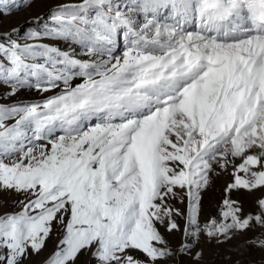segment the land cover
<instances>
[{
  "label": "snow or ice",
  "instance_id": "1",
  "mask_svg": "<svg viewBox=\"0 0 264 264\" xmlns=\"http://www.w3.org/2000/svg\"><path fill=\"white\" fill-rule=\"evenodd\" d=\"M44 2L0 0V264H209L202 241L256 229L235 254L264 252V0H57L3 26Z\"/></svg>",
  "mask_w": 264,
  "mask_h": 264
},
{
  "label": "rangeland",
  "instance_id": "2",
  "mask_svg": "<svg viewBox=\"0 0 264 264\" xmlns=\"http://www.w3.org/2000/svg\"><path fill=\"white\" fill-rule=\"evenodd\" d=\"M55 3H57V0H45V2L37 8L31 9L29 11L18 12L14 14L11 19L5 18L3 21V26L7 28L9 26L18 25L20 21L29 16L36 15L40 12H46V10L52 7ZM21 97L27 100H34L40 98V96L34 92L21 93ZM223 196V189L220 190L219 184L216 181L214 188L205 193L204 195V213L201 217L202 220L208 215L216 214V206L222 200ZM233 199L241 200L243 203L244 210L246 212L252 210V198L249 197L246 193L243 196L234 194ZM174 204L177 208H184V205L181 204L178 200L174 201ZM180 223H183V221L181 220ZM260 234L261 231L259 229L249 231L244 236L238 237L237 239H234L233 241L222 246H217L214 242L205 243L202 241L201 248L205 253V260L209 262V264H225V255L230 254L232 260H240L241 264H264V252L260 251L259 249L248 248L243 256H237L235 254L237 246L241 245V242L243 240L247 238H253L254 236H259ZM168 238L174 247L179 245L180 234L169 236ZM179 264H191L190 258L185 257L179 259Z\"/></svg>",
  "mask_w": 264,
  "mask_h": 264
},
{
  "label": "bare ground",
  "instance_id": "3",
  "mask_svg": "<svg viewBox=\"0 0 264 264\" xmlns=\"http://www.w3.org/2000/svg\"><path fill=\"white\" fill-rule=\"evenodd\" d=\"M217 182L219 184V188L220 190L223 189L224 187V184H225V177L224 176H221L217 179ZM211 249V248H210Z\"/></svg>",
  "mask_w": 264,
  "mask_h": 264
}]
</instances>
